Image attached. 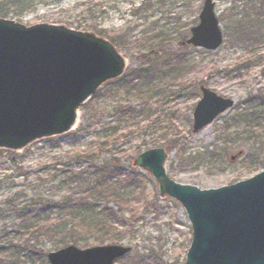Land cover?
Masks as SVG:
<instances>
[{
  "label": "rangeland",
  "instance_id": "374dc122",
  "mask_svg": "<svg viewBox=\"0 0 264 264\" xmlns=\"http://www.w3.org/2000/svg\"><path fill=\"white\" fill-rule=\"evenodd\" d=\"M142 1L63 0L57 3L39 0L17 19L26 25L48 21L63 22L72 27H77V22H86L103 28V35L109 38L129 28L126 47L122 49L128 60L127 76L131 70L143 64L141 56L155 49L154 41L149 37L138 42L130 38L141 35L149 26L141 13L133 12V8ZM203 1L152 0L157 6L155 15L169 18L173 40L166 44L163 53H157H160V58H153L149 66L158 70L155 88L162 94L154 98L159 103L157 107L162 109L163 114L176 116V125L184 135L178 149L171 151L167 149V144L158 145L168 150L166 168L176 181L206 189L250 178L264 168V0H214L224 34L223 44L216 50L188 44L180 48V38L184 35L189 37L191 27L199 22ZM76 2L94 5L95 14L84 18L75 8ZM155 10L156 7L152 13ZM202 84L221 96L235 99V105L214 123L195 133L192 131V113L201 96ZM101 90L102 95L95 102L93 113L95 126L86 135L70 133L72 135L62 136L60 141H39L25 150L17 151L21 156L19 165H13L5 151L0 157V178L6 172L15 177L10 179L12 184H3V188H0V200L7 193L17 190L20 201L32 194L53 196L58 189L57 184L46 181V177L65 174V168L88 165L90 158L98 163L119 159L122 165L128 166L133 163L138 150L144 149L145 146L139 144L157 137L153 131L143 130L130 137L123 136V142H113L116 137L109 135V128L114 122L109 119L112 97L103 94L105 89ZM128 90V86L123 87V102L131 100L129 102L137 105L141 100L132 98ZM240 114H245L244 120L227 127L233 117ZM80 116L83 123L85 111ZM239 150H243V155L232 159L231 156ZM55 168L57 172H53ZM138 170L145 175L140 193L141 203L147 206L154 204L156 209L138 208L135 233H129L123 241L117 242L130 245L133 250L115 264H140V254L147 257L149 264H182L192 240L188 215L176 199L160 195L159 185L149 172ZM73 188L68 186L61 194L66 195ZM94 239L95 236L88 242L76 245L101 244L94 243ZM44 243L51 249L59 248L51 246L52 242ZM106 243L116 242L103 244Z\"/></svg>",
  "mask_w": 264,
  "mask_h": 264
},
{
  "label": "water",
  "instance_id": "95a60500",
  "mask_svg": "<svg viewBox=\"0 0 264 264\" xmlns=\"http://www.w3.org/2000/svg\"><path fill=\"white\" fill-rule=\"evenodd\" d=\"M199 23L186 43L207 50L224 34L214 0H204ZM128 60L108 38L66 23L26 25L0 16V150L22 151L75 129L81 110L103 85L122 77ZM193 110L195 133L234 106L201 85ZM243 154V150L231 156ZM164 147L142 151L134 165L150 172L161 196L184 207L192 241L182 264H264V169L233 184L200 188L173 179ZM132 250L122 244L81 248L69 244L47 253L50 264H114Z\"/></svg>",
  "mask_w": 264,
  "mask_h": 264
},
{
  "label": "trees",
  "instance_id": "16d2710c",
  "mask_svg": "<svg viewBox=\"0 0 264 264\" xmlns=\"http://www.w3.org/2000/svg\"><path fill=\"white\" fill-rule=\"evenodd\" d=\"M52 1L59 3L63 0ZM37 2L39 0H0V16L21 18ZM155 7L156 10L152 13ZM75 8L84 18L93 16L96 12L94 5H87L85 2H76ZM156 11L157 6L152 0H144L133 8V12L141 13V16L147 20L149 25L147 29H151H146L141 35H133L130 38L133 42H138L144 37H149L154 41L155 49L141 56L143 64L131 70L127 76L105 84L103 94L112 97V114L109 119L114 122L109 128V135L116 137L113 142H123V136L130 137L136 132L151 130L153 134H157V137L151 141L143 140L139 145L147 149L167 144V149L172 151L180 147L184 135L176 125V116L172 113L163 114L162 109L157 107L159 103L154 101V98L162 93L155 88L158 70L149 65L154 61L153 58H160L159 54L164 52L166 44L173 40L169 18L156 16ZM76 26L79 29L105 33L103 28L86 22H77ZM129 32V28L124 32L122 30L110 39L123 49V46L126 47ZM185 40L186 35L180 38V48L186 45L183 44ZM158 52L160 53L157 54ZM160 71L161 68L159 73ZM127 86L132 98L141 100L137 105L129 102L131 100L128 103L123 102V87ZM101 91L84 106L83 123L81 122L72 134L86 135L94 128L95 102L102 95ZM244 117L245 114L234 116L227 127L236 125L244 120ZM164 122L167 124L163 125ZM62 139L63 137H58L47 142ZM142 150L143 148H140L138 153ZM4 153L0 150V157ZM6 154L13 165H19L18 159L21 157L19 154L15 152H6ZM63 170L65 174L46 177V181H55L54 183L57 184L58 189L53 196L40 197V194H32L26 200L20 201L17 190L7 193L5 198L0 200V264H49L46 255L53 249L44 242H52L51 246L56 248L70 243L82 244L93 236H95L94 243L121 242L129 233H135L134 225L138 220V208L144 206L156 209L154 204L147 206L141 203L140 193L145 175L134 167L133 163L125 166L119 159L98 163L90 158L88 165ZM57 171V168L53 170V172ZM13 177L14 174L7 172L2 175L0 188H3V184H12L10 179ZM68 186L75 188L68 194L62 195L61 192ZM110 203L114 205L110 206ZM83 246L87 247L89 244L85 243ZM140 255V264H149L146 261L147 257H143L144 254Z\"/></svg>",
  "mask_w": 264,
  "mask_h": 264
}]
</instances>
